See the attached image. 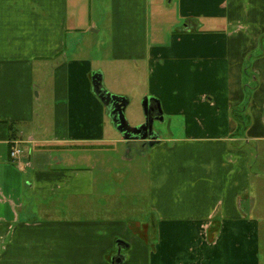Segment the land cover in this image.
Returning a JSON list of instances; mask_svg holds the SVG:
<instances>
[{"label": "crops", "instance_id": "1", "mask_svg": "<svg viewBox=\"0 0 264 264\" xmlns=\"http://www.w3.org/2000/svg\"><path fill=\"white\" fill-rule=\"evenodd\" d=\"M110 7V61L144 65L168 137L159 122L152 146L114 129L94 93L93 63L77 53L86 0H0V264H112L118 249L122 264H258L252 177L257 144L264 152V0ZM158 9L166 19L155 18ZM117 143L128 149L123 160H147L154 219L137 224L142 238L123 223L74 217L75 200L95 193L90 152Z\"/></svg>", "mask_w": 264, "mask_h": 264}, {"label": "rangeland", "instance_id": "2", "mask_svg": "<svg viewBox=\"0 0 264 264\" xmlns=\"http://www.w3.org/2000/svg\"><path fill=\"white\" fill-rule=\"evenodd\" d=\"M86 2L88 5V17H81L80 13L78 18V32L76 33L78 39L77 53L92 61L93 74L101 73L103 88L108 93L128 99L129 104L125 110V117L130 126L135 127L145 120L143 101L147 97L148 91L145 67L141 64L138 72L132 62L118 65L112 64L110 61L112 45L109 24L111 0H86ZM157 7L165 9V6L157 5ZM154 8L153 6L152 9ZM159 9L157 10L158 17L155 18L158 20L161 18L166 19V16L158 15L163 13ZM152 11L154 12V10ZM104 13H106V16H104ZM86 21L92 23V27ZM165 25L167 24H157L155 26L156 31L159 35L169 38L170 30ZM205 29H208V27H205ZM261 41L264 44V34L261 36ZM252 60H254V57L247 58L246 69L251 67L250 61ZM249 76H251V73H249ZM246 82H249L248 85H253L250 77H246ZM242 110L243 106L234 112V118L239 125H241V122L247 124L245 113L241 112ZM179 124L180 122L176 121L170 126L173 135L179 134L178 130L181 128ZM156 127L162 132L164 137H168V123L165 120L157 123ZM106 128L111 132L112 136L114 134L113 138H120V135L113 131L109 121H106ZM257 146L259 151L256 154L258 156L257 159L254 160V173L258 175H253L252 177V195L256 197L257 205L253 217L257 220L259 228L258 264H264V170L261 168L264 167V152L260 150L263 144H257ZM127 150L123 143H117L90 152L92 165L97 168L94 184L95 193L87 201L83 199L75 200L74 203L79 206L76 207L77 212H74V217L90 221H116L123 223L124 226L129 228L132 235L142 238L144 232L143 230L141 233L136 232L138 231L137 224L150 222L154 219L148 203V165L147 160L137 158L135 155H133L136 159L135 161L123 160L127 156ZM101 166L105 167L104 174L100 173V169H98ZM88 204H91V206L85 208L88 211L84 214V206ZM148 237L150 238V243L156 240L152 231H150ZM117 241L119 243V240Z\"/></svg>", "mask_w": 264, "mask_h": 264}, {"label": "water", "instance_id": "3", "mask_svg": "<svg viewBox=\"0 0 264 264\" xmlns=\"http://www.w3.org/2000/svg\"><path fill=\"white\" fill-rule=\"evenodd\" d=\"M92 85L94 93L101 100L103 105L109 111V118L113 124L114 129L122 136L123 140L130 142L132 140L147 141L153 139V123L163 122V113L158 100L152 97H146L143 101V108L145 114V121L143 124L132 127L128 123L125 117V110L129 104V101L125 97H120L108 93L102 86L101 73L93 74ZM157 110L159 113L158 118H153L152 112ZM156 137H158L156 135ZM150 145H154L156 142H149ZM121 244L120 242L118 243ZM124 256L121 254V250L118 249L117 255L113 258L112 264H122L124 262Z\"/></svg>", "mask_w": 264, "mask_h": 264}, {"label": "flooded vegetation", "instance_id": "4", "mask_svg": "<svg viewBox=\"0 0 264 264\" xmlns=\"http://www.w3.org/2000/svg\"><path fill=\"white\" fill-rule=\"evenodd\" d=\"M152 116H153V118H158L159 117V113H158V111L157 110H155V111H153L152 112ZM155 123H156V121H154V123H153V127L155 126ZM154 131V130H153ZM155 132V131H154ZM156 133V132H155ZM157 135V134H156ZM156 135L155 134H152V137H153V139H151V141L150 140H147V141H141V140H132V141H130L131 143L132 142H137V141H140V142H147V143H149V142H156V141H158V137H156ZM158 136V135H157ZM143 145H145V143H143Z\"/></svg>", "mask_w": 264, "mask_h": 264}, {"label": "built area", "instance_id": "5", "mask_svg": "<svg viewBox=\"0 0 264 264\" xmlns=\"http://www.w3.org/2000/svg\"><path fill=\"white\" fill-rule=\"evenodd\" d=\"M22 153H23V150L21 148H19V149H12V151H11V157L15 159V158L21 156Z\"/></svg>", "mask_w": 264, "mask_h": 264}]
</instances>
